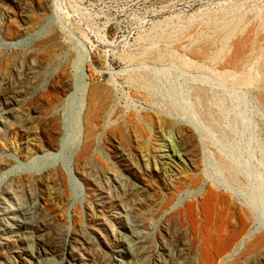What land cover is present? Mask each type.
<instances>
[{
  "label": "rangeland",
  "instance_id": "1",
  "mask_svg": "<svg viewBox=\"0 0 264 264\" xmlns=\"http://www.w3.org/2000/svg\"><path fill=\"white\" fill-rule=\"evenodd\" d=\"M263 100L264 0H0V264H264Z\"/></svg>",
  "mask_w": 264,
  "mask_h": 264
},
{
  "label": "bare ground",
  "instance_id": "2",
  "mask_svg": "<svg viewBox=\"0 0 264 264\" xmlns=\"http://www.w3.org/2000/svg\"><path fill=\"white\" fill-rule=\"evenodd\" d=\"M245 47H246V41H241L240 43H238V48H239L238 52H240V54H242L241 52H242V50H243ZM238 48H237V49H238ZM240 54H239V55H240ZM241 81H242V80H241L240 78H237V79H236V82H237V83H241ZM263 101H264V100H263ZM249 161H250V160H249ZM212 195H213V197H216L215 194H212ZM224 195H225V194H224ZM230 199H231V198H230ZM230 199H229V196L226 197V199H225V198L223 199V200H225V202H227V205H228V206H231V201H230ZM219 201H221V200H219ZM222 203H223V202H221V204H222ZM224 204H225V203H224ZM225 205H226V204H225ZM221 206H222V205H221ZM222 207H223V206H222ZM227 209H228V207H227ZM229 210H230V209H229ZM231 210H232V209H231ZM222 211H223V210H222ZM247 212H248V211H246L245 209H244V210H243V209H242V210L239 209V212H238V213H239L241 216H240L239 214H238V215H239L240 217H242V219L245 220V219L248 218V214H249V213H247ZM222 213H223V212H222ZM226 213H227V212H226ZM227 214H228V213H227ZM219 215H220V214H219ZM226 216H227V215H226ZM238 219H241V218H238ZM224 220H225V219H224ZM244 220H243V221H244ZM211 221H212V220H211ZM243 221H242V222H243ZM245 221H246V220H245ZM247 221H248V220H247ZM220 222H221V221H220ZM224 222H225V221H224ZM224 222H223V223H224ZM221 223H222V222H221ZM244 224H245V223H244ZM206 225H207V223L204 224L205 228L207 229L208 227H207ZM242 228H243V227H242ZM203 229H204V228H203ZM204 230H205V229H204ZM202 231H203V230H202ZM221 231H222V230H221ZM224 233H225V232H224ZM204 234H205V232H204ZM220 235H221V234H220ZM204 238H205V237H204ZM205 241H206V240H205ZM225 243H226V242H225Z\"/></svg>",
  "mask_w": 264,
  "mask_h": 264
}]
</instances>
